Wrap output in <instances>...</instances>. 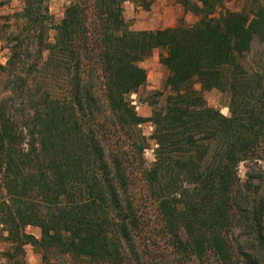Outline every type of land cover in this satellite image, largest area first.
Returning <instances> with one entry per match:
<instances>
[{
    "label": "trees",
    "instance_id": "obj_1",
    "mask_svg": "<svg viewBox=\"0 0 264 264\" xmlns=\"http://www.w3.org/2000/svg\"><path fill=\"white\" fill-rule=\"evenodd\" d=\"M125 1L72 0L49 40L46 0H24L5 37L1 257L25 264L29 244L38 264H264V0L240 10L177 0L199 20L154 30L130 29ZM157 48L169 93L144 117L128 94L145 83L139 63ZM210 89L228 94L229 115L208 105ZM242 162L254 165L244 181ZM235 224L244 238L233 237Z\"/></svg>",
    "mask_w": 264,
    "mask_h": 264
},
{
    "label": "rangeland",
    "instance_id": "obj_2",
    "mask_svg": "<svg viewBox=\"0 0 264 264\" xmlns=\"http://www.w3.org/2000/svg\"><path fill=\"white\" fill-rule=\"evenodd\" d=\"M72 0H46L47 14L49 15L48 22V37L53 39L54 26L61 20L64 15L65 8ZM262 2V0H259ZM251 1H249L250 3ZM246 5L247 10L252 8V4ZM244 4V0H224L223 9L240 10ZM24 5V0H0V65H5L9 55V50L6 44L5 37L11 31H16L18 24H21V19L17 15L21 12ZM168 10V11H167ZM123 16L130 29H162L166 27H174L183 23L184 25L194 24L199 20L200 16L193 11L185 10L177 0H137L125 1L123 3ZM260 43L255 40L252 44V54H256L260 50ZM159 48L154 49L152 54L146 59L142 60L139 65L146 69V81L139 87L136 92L128 94V98L135 105L136 111L139 115L148 117L151 115L153 108L160 107L164 104L166 95L169 93L165 86V79L168 74L167 68L159 61ZM4 73L0 68V96L3 95V81ZM204 97L208 103L216 107L224 115H229L228 107L229 96L227 93L217 89H210L204 91ZM140 130L147 138L153 131V125L150 121H145L140 124ZM119 138L114 135L111 136L112 148L115 149V137L128 152L131 149V140L127 139L121 132ZM148 147L144 151V158L146 165L151 164L154 160L153 149L155 144L152 139L148 138ZM254 165L250 162H242L239 165V176L242 181L245 180L247 172H251ZM263 169V167H261ZM136 188H138L137 185ZM0 197H5V191L0 186ZM141 209L148 218V222L152 224L156 221V213L154 211L152 202L149 199L143 198L141 200ZM4 224H0V264H10L1 254L9 247V243L5 237L7 235L4 230ZM25 230L29 233L39 237L40 230L36 226H27ZM155 230L153 231V233ZM233 237L244 238V232L238 224L234 225ZM155 238V237H154ZM158 240V239H157ZM159 242V240H158ZM153 244H155L153 242ZM17 255L15 258L19 257ZM23 260L25 264H38L41 260L40 253L32 245H24ZM207 264L215 263L212 257L207 259Z\"/></svg>",
    "mask_w": 264,
    "mask_h": 264
},
{
    "label": "crops",
    "instance_id": "obj_3",
    "mask_svg": "<svg viewBox=\"0 0 264 264\" xmlns=\"http://www.w3.org/2000/svg\"><path fill=\"white\" fill-rule=\"evenodd\" d=\"M168 11V10H167Z\"/></svg>",
    "mask_w": 264,
    "mask_h": 264
}]
</instances>
